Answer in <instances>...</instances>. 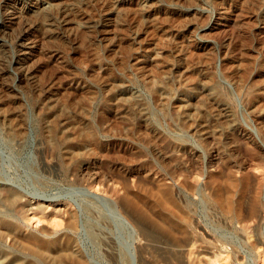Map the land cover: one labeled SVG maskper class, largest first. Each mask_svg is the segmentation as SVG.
<instances>
[{
	"label": "rangeland",
	"instance_id": "374dc122",
	"mask_svg": "<svg viewBox=\"0 0 264 264\" xmlns=\"http://www.w3.org/2000/svg\"><path fill=\"white\" fill-rule=\"evenodd\" d=\"M25 1L0 0V74L9 90L0 89V110L15 108L21 118V124L14 121L18 127L12 135L0 113V182L34 203L74 213L76 227L67 234L88 264H139L136 241L141 233L127 212L112 205L114 192L132 194L145 209L166 215L178 232L185 221L184 234L174 240H189L191 252L187 246L184 254L163 253V260L170 262L164 264H264V0H152L157 8L151 9L153 23L147 29L140 21L146 13H136L132 0L128 15L118 17L116 35L122 43L116 55L111 46L97 41L93 30H77V45L47 36L45 28L33 27L24 34L23 23L12 17ZM74 1L77 15L93 21L95 3ZM136 21L138 35L130 26ZM28 38L36 42L33 51L24 47ZM148 43L161 49L154 61L145 48ZM31 54L35 77L26 83L19 68L32 70ZM138 67L153 80L142 78ZM200 77L212 88L198 97V119L213 121L214 104H227L232 113L224 134L214 142L199 139L177 109L185 95L191 110ZM121 81L131 86L129 103L145 109L143 116H114L112 89ZM74 125L87 141L71 139ZM226 136L234 145L231 153L224 152ZM169 149L173 155L164 158ZM48 154L53 157L48 159ZM64 157L70 160L63 166ZM127 172L142 180L135 176L138 180L131 182ZM158 192L170 193L171 208L159 205ZM25 217L29 214L8 217L22 235L39 237L43 230H53L44 220L37 225ZM147 230L150 238L159 236ZM102 237L111 239L114 256L106 252ZM9 244L1 242L0 249Z\"/></svg>",
	"mask_w": 264,
	"mask_h": 264
},
{
	"label": "bare ground",
	"instance_id": "6f19581e",
	"mask_svg": "<svg viewBox=\"0 0 264 264\" xmlns=\"http://www.w3.org/2000/svg\"><path fill=\"white\" fill-rule=\"evenodd\" d=\"M81 1L83 2L84 0H81ZM92 1L95 3L94 5H96L98 8H96V14L97 15L94 17V20L91 21V22H87V21L84 20L83 17H81L80 15H77L78 12H77V10L75 8V3H74L75 1L74 0H57V1L56 0H26L25 4L23 6L21 5V7L18 8L16 10V12H14L12 19L16 23H23V26H24L23 27V33L24 34H28L29 29H31L33 27L37 28V29L38 28H42V30H43V28H45L46 31H47L46 34H48L47 36H49V37L57 36V37H60V39L66 40L67 42H68V40L72 41L73 45H77L80 42V40H79L80 38H78V36H77V30H83V31L93 30L95 32V36L97 38V41L99 43L104 44V45L111 46L113 48V50H114V55H116L117 53L120 52V51L116 52V49L117 48L119 49L120 48L119 45H120V43H122V40H120V38H118V36L116 35V29H117L116 26H117L118 21H119L118 17L127 16L128 15L127 11L130 10L129 5L133 4V3H131L132 0H92ZM83 4H85V3L83 2ZM134 4H135L134 5V9L135 10L134 11L136 13H140L139 12L140 9H142V12L144 11V13H146V15H144V16L141 15V17H143V18H141L140 21H141L142 24H144L143 26H146L145 27L146 29L150 28L152 26V23H153V18H152V15H151V9H156L157 5H155V3L152 0H135ZM127 8H128V10H127ZM262 8L261 9L259 8V11H261ZM145 18H146V20H144ZM139 24L140 23L137 22V21L135 23L132 22V24L130 23V26L133 28V32H134L135 35H138L139 32H140V30L137 28ZM53 28H56V29L54 30ZM91 44H92L91 41H89V45H91ZM44 45H46V44H44ZM50 46L51 45L49 44V47ZM24 47L28 51H30L31 49L33 51L35 49V47H36V42L34 41L33 38H28L26 40V42H24ZM39 47H41V46H39ZM145 48L147 50V53L150 52L152 54L151 56L153 57L152 58L153 61L156 59V57L159 54H161V49L158 48L157 46L153 45V43L146 44ZM23 52H24V50H23ZM29 62H31L30 63V67L32 68V70H24V69H21V68L18 67L19 68L20 78L24 82L26 81V83L28 82V80L32 81L33 78L35 77L34 76L35 73H34V75L32 73L33 70H34V68L32 66L33 62H34L32 54L30 56V61ZM138 65H139V63H138ZM26 66H28V65H26ZM138 70L141 71L142 78H146L147 80L148 79L153 80V79H151L150 75H147L146 73H144L142 70H140V68ZM147 73H149V72H147ZM203 79H204L203 77H200L199 83L201 85V88L199 89V92H197L196 97L193 99V101L190 102V103H192L191 110L187 106V104L184 102L185 100H183L185 98V95H184V97L182 96L183 99H179L177 101L179 103V105L177 106V109H178V111H181V114L183 115V117H182L183 118V123L184 124H188L189 127H191L194 130V133H196V135L198 136L199 139H201L204 143H208L209 140L211 142H214L216 139L219 138L220 135L224 134V132L222 133L223 128L226 126L227 123L231 122L230 118L232 117V113H231V110H229V108L227 107V104L222 103L221 105H216V104L213 103L214 104V111H215V119L213 121L212 120L209 121V120H206V119H204V120H199L198 119L199 112H198L197 109L199 108V98L202 96V93H204V92H206V91H208V90H210L212 88V86L209 85V83L207 81H203ZM4 86H5L4 77H3L2 74H0V89H3L4 90L3 92H6V91L9 92L8 88L4 89ZM130 89H131V86L129 85V83L128 82L124 83L123 81H121L116 86V88L112 89V97L114 99H116L115 103H117L116 107L114 109V112H113L114 116H116L118 118H121V117H124V116H126L128 114H135V115H138V116H143L145 114V109H143L141 106H138V105L133 104V103H129V102L132 101L131 95H127V91L130 90ZM200 94H201V96H200ZM202 98H203V96H202ZM9 102H11V101H9ZM210 103H212V102H210ZM13 109H12L13 111H10V110H7V109L6 110L5 109L0 110L1 111L0 113H1L2 121H3V123L6 124V126H8L10 128V131L12 132V135H14L13 132L18 127V126L16 127V123H14V121L17 120L18 122L19 121L21 122V120H20L21 118L19 116L20 115L19 114V110H16L15 108H13ZM13 115H16L14 119L12 118ZM217 122L221 123L222 126H219V124ZM148 127H150V126H148ZM20 131H21V129H20ZM16 132L17 131H15V134H16ZM71 134H73V135H70V136H72L71 139H73V140L81 139V140L87 141L86 140V136L87 135H84L83 130L80 127L78 128L76 125L71 127ZM235 135H237V137L240 140L248 141L244 134H238L237 133ZM9 137H11V136H9ZM161 141H163V140H161ZM224 141H225L224 142V145H225L224 146V148H225L224 152L225 153H228V152L231 153L233 151V149H234L233 142L230 141L229 136L228 137L226 136L224 138ZM250 144H251V142H250ZM110 149H111V147H110ZM151 149H153V148H151ZM49 150H51V149H49ZM262 151H263V149H262ZM155 152H156V150H155ZM213 153H215V152H213ZM92 154H94V153H92ZM112 154H113V152H112ZM131 154H132V152L131 153H126L127 156H131ZM170 155H173V151H171L169 149V151L168 150L166 151L165 155L163 154V157L164 158H166V157L169 158L168 156H170ZM216 155L218 156V158L220 157V154L217 152V150H216ZM51 157H53V155L51 156V155L48 154V159H50ZM46 158H47V155H46ZM68 160H70V157H66V158L64 157L63 158V160H62L63 166ZM140 160H142V158ZM214 163H216V161ZM65 165H67V164H65ZM108 165L109 164H107V166ZM176 166L177 165H175L174 168ZM56 168H57V166H56ZM106 170H107V173H108V176H109V173L111 172V170L109 168L106 169ZM197 171H198V169H197ZM144 172H146V171H144ZM134 173H132V174H129V172L125 173V175L127 174L129 176V178L132 179L131 182L134 181L133 178H136V177L139 176V175H136ZM175 173H174V175H175ZM178 173L179 172H177L176 174H178ZM108 176H107V178H108ZM140 180H142V179H140ZM126 181H129V180H126ZM144 182L147 183V181H144ZM98 183L101 184L102 186L104 184V183H101L100 181H98ZM127 185H130V184L127 183ZM12 186H14V185H12ZM99 187H101V186H99ZM195 187H196V185H195ZM101 189H102V187H101ZM215 189H216V187H215ZM105 190H106V192L112 191V190H110L109 187H104V191ZM157 195H158V199H159L158 202H160L159 205H163L164 204V205L167 206V208H171L173 206V204L170 203V201L172 202V200H173L172 196L170 195V193L158 192ZM110 196H111V193H110ZM197 196H199V195H197ZM114 198H115L114 201L111 202L112 205L115 208L118 207L121 211H123L122 213H125V215L128 213L127 216H130V218H131V220L130 219L129 220L132 221V224H134L136 229L141 233L140 240L138 239L139 241H136L137 242V245H136V250L137 251L136 252H137L138 258H139V264H164V261L168 260V258L166 257L167 259L163 260V258L161 257L163 255V253L164 254H167V253L169 254V252L174 251V252H179L181 254H184L186 249H188L187 246L190 245L189 240L185 241L186 243H184V244L175 243L177 234L178 233L182 234V232L184 234V229L186 230L185 221H183V225L185 226L184 229H183V227H181V230L178 232L177 229L175 228V226H173V223L171 222V220H169V217H166V215L157 216L156 213L153 212V210L151 211V209H149V208L145 209L146 206L144 204H142V203H138L139 201L138 200L136 201L135 197H133L132 194L131 195L130 194H125L123 196H118L117 192L116 193L114 192ZM105 200H107V199L105 198ZM115 208H114V212L120 218V221L126 223V221L123 218L122 214L121 213L119 214V211L117 213ZM110 212H111V210H110ZM25 213L29 214L30 219L33 218V221H34V219L36 220L35 224H37V222L40 223L42 220H44L43 222L44 223L46 222L50 226H52L53 230L52 231H48V232L43 230V234H41V236H39V237H35V236L31 237V236L22 235L21 234L22 232L21 233L19 232L17 227L14 226V224L9 220L8 217H11V215H14V214L22 216V215H25ZM111 213H113V212H111ZM259 213H261V212H259ZM263 213H264V211H263ZM96 217H97V215H96ZM28 218H26V219H28ZM185 218H187V216ZM30 219H29V221H30ZM98 219H100V218H98ZM170 219H171V217H170ZM231 219H232V217H231ZM76 220L77 219H76L75 214L72 213L71 211H69L68 209H66V207L57 206V205H51V204H45V203H38V202L34 203V201L32 202L29 199L25 198L16 189L6 185V183L3 184V183L0 182V243L1 242H5V241H7V242L9 241L10 242L9 246L7 245V247H5L4 249L3 248L0 249V264H88L87 261H86V258H84V256L81 253L80 249L76 245V242H74L72 240L73 238L71 239V237H69L68 234H67L71 230L75 229ZM256 220H257V218H256ZM93 221H94V219H93ZM229 223H230V220H229ZM147 225H148V227H147ZM146 227L150 228L151 230H156V233L159 236H157L156 238L154 237L155 239L154 238H150L148 236L149 233H147L148 230H147ZM151 227H153V228H151ZM59 228H61L62 230L60 231ZM86 228L88 229V227H86ZM248 230H249V228H248ZM174 238H175V240H174ZM255 238H258V237H255ZM102 240H103V242H101V244L102 243L104 244L105 250H106V252H108V255L109 256L110 255L114 256L113 255L114 254V246L111 243L112 241H110L111 239L109 240V239H106V238L102 237ZM259 242H261V241H259ZM255 244L259 245L258 243H255ZM120 246H122V245H120ZM133 246H135V245H133ZM117 247H119V246H117ZM190 247L191 246H189V249H190V252H191V248ZM196 248H197V246H196ZM193 250H196V249H193ZM200 250H201V248H200ZM122 252H123V250H122ZM187 252L185 253V255L189 254V252L188 253ZM104 254H105V252H104ZM120 254L121 253H119V255ZM201 254H199V255H201ZM169 255H172V254H169ZM188 256H191V255L189 254ZM195 256H197V254ZM122 258H123V256H122ZM114 259H112V260H114ZM189 259L187 260L188 262H189ZM112 260H110V261H112ZM176 260H177V258H176ZM178 261H180V260H178ZM115 262H116V260H115ZM167 262H169V260ZM167 262H166V264H167ZM190 262H189V264H190ZM214 262H216V261H214Z\"/></svg>",
	"mask_w": 264,
	"mask_h": 264
}]
</instances>
